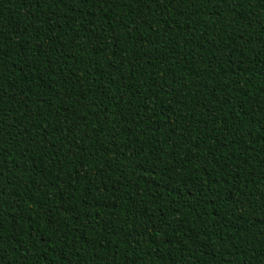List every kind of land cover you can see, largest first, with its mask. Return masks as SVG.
Wrapping results in <instances>:
<instances>
[{
  "label": "trees",
  "instance_id": "16d2710c",
  "mask_svg": "<svg viewBox=\"0 0 264 264\" xmlns=\"http://www.w3.org/2000/svg\"><path fill=\"white\" fill-rule=\"evenodd\" d=\"M0 264H264V0H0Z\"/></svg>",
  "mask_w": 264,
  "mask_h": 264
}]
</instances>
